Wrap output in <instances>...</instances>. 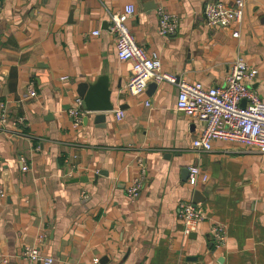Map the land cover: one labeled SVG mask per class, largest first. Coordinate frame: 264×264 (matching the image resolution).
<instances>
[{"label":"crops","instance_id":"crops-1","mask_svg":"<svg viewBox=\"0 0 264 264\" xmlns=\"http://www.w3.org/2000/svg\"><path fill=\"white\" fill-rule=\"evenodd\" d=\"M217 1L234 4L3 0L0 264H41L22 259L29 245L53 264H264V150L219 139L211 150L193 147L204 122L177 110L175 84L151 82L130 94L133 62L118 57L110 30L109 11L135 4L127 24L140 46L159 54L164 72L220 86L242 58L258 68L250 87L264 97V0H245L241 23L208 26L204 8ZM160 8L179 18L169 37L159 33ZM104 76L114 109L85 110L78 85ZM77 98L79 124L69 114ZM191 166L208 180L190 186ZM135 180L142 187L133 201L127 189ZM196 190L205 218L186 236L179 206L193 202ZM217 223L227 231L222 248L211 233Z\"/></svg>","mask_w":264,"mask_h":264},{"label":"built area","instance_id":"built-area-1","mask_svg":"<svg viewBox=\"0 0 264 264\" xmlns=\"http://www.w3.org/2000/svg\"><path fill=\"white\" fill-rule=\"evenodd\" d=\"M3 0H0V12ZM245 0H234V4L227 5L223 1L211 2L204 8V18L208 26H228L232 22L241 23L243 20ZM136 13L135 4L123 6L119 12L109 11L110 30L116 35V50L121 60L133 62L131 78L127 90L132 95H139L146 91L151 82L163 81L175 84L179 88L177 110L190 117L204 122L202 133L193 140V147L211 150L214 140L239 142L249 146H257L264 150V97L252 90L250 83L258 75V68L250 65L242 58H238L231 71L227 74L225 83L220 86H205L202 82H189L175 74L164 72L159 54L155 51L148 52L140 46L132 34L127 21ZM179 18L164 9H159V33L169 37L176 33ZM96 30L93 34H98ZM239 31H234L233 36L239 37ZM68 75L61 77L67 80ZM31 96L36 95L34 86L29 89ZM245 100V105L242 102ZM81 99L77 98L76 105L69 109L74 123L82 120L83 110ZM150 105V101L146 102ZM116 116L121 120L125 116L123 110H117ZM2 122L6 118L2 117ZM23 169H28L23 166ZM188 183L196 187L200 182L208 180V174L199 166H191ZM142 187L140 180H135L127 189V196L135 200ZM0 196H5L0 192ZM179 215L184 221L183 232L188 236L194 232L205 216L196 205L190 201H182L179 206ZM216 248L226 244L227 231L223 224H214L211 229ZM23 260L53 264L51 255L43 254L38 246H26L21 252Z\"/></svg>","mask_w":264,"mask_h":264},{"label":"water","instance_id":"water-1","mask_svg":"<svg viewBox=\"0 0 264 264\" xmlns=\"http://www.w3.org/2000/svg\"><path fill=\"white\" fill-rule=\"evenodd\" d=\"M153 84L149 85V88ZM78 93L83 99V107L85 110H100V111H111L114 109L113 104L110 101V90H109V80L106 76L100 78L97 82L92 83L89 81H82L78 85ZM245 105V100L242 102ZM106 115L101 114L96 117L98 122L105 120ZM10 179L7 174V184H9ZM7 193H11L12 189L8 185L6 189ZM202 192L196 190L194 193L193 203L197 205L203 201Z\"/></svg>","mask_w":264,"mask_h":264}]
</instances>
